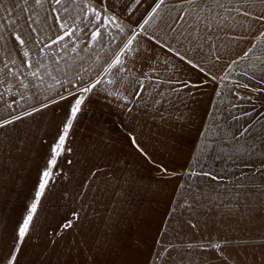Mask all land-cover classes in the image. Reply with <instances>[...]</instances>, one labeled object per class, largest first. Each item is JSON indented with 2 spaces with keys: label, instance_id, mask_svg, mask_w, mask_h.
I'll return each instance as SVG.
<instances>
[{
  "label": "crops",
  "instance_id": "1",
  "mask_svg": "<svg viewBox=\"0 0 264 264\" xmlns=\"http://www.w3.org/2000/svg\"><path fill=\"white\" fill-rule=\"evenodd\" d=\"M2 2L0 239L19 238L32 215L7 263L220 264L244 231L202 206L250 192L264 135L245 113L228 120L233 132L210 130L236 81L263 93L264 0L209 3L199 18L184 16L185 0ZM249 105L262 107L234 109Z\"/></svg>",
  "mask_w": 264,
  "mask_h": 264
},
{
  "label": "rangeland",
  "instance_id": "2",
  "mask_svg": "<svg viewBox=\"0 0 264 264\" xmlns=\"http://www.w3.org/2000/svg\"><path fill=\"white\" fill-rule=\"evenodd\" d=\"M261 68L263 70L261 82V84H263V93H258L259 90L254 91V88L251 89L253 92H251V95L248 93H241L239 90L243 88L244 83L242 81H240V83L236 81L235 88L233 89V91L237 90L236 92L221 95L219 109L214 112L216 126H211L210 130V133H215L213 134L214 139H217L218 135L222 136L233 132V127L231 125L228 126L227 122L233 117H237L240 114L242 115V113L248 114L247 117L252 115L248 118V121L251 123V132L253 134H258L260 131L261 134L264 135V61L262 62ZM245 97L247 100H245ZM249 97H251V99H249ZM252 100L257 102L260 101L262 107L259 109H250L253 105H249L248 109L245 110H238V107L234 109L237 103L245 101L252 102ZM240 105L241 104H238V106ZM259 116L262 117L260 118V123H258ZM215 144L223 145L224 148L227 143L224 141H214L212 147H214ZM252 156L253 173L251 175L250 192L247 189H236L235 196L237 198L242 196L241 199H232L230 201L231 204L228 205L202 206L205 212L210 209L215 215L217 214L219 216L221 219V227L224 226L226 229H231L232 233L239 230H241V232L244 231L235 234L245 236V238L237 237L233 239L235 242L234 247H229V254H225L226 256L222 257L220 264H264V167L259 169L255 166L257 161H259V157H256V152L253 148ZM237 170L233 171V177H237L235 174ZM237 185L239 184L237 183ZM243 194L246 198L250 194V200L246 199ZM240 202H244L245 204H239ZM224 217H227L229 220H226ZM223 220L226 221L223 222ZM19 240V238L6 239L5 241L0 239V262L4 261L5 264H8V260L14 256L12 251ZM3 243L5 244V249L1 248Z\"/></svg>",
  "mask_w": 264,
  "mask_h": 264
},
{
  "label": "snow or ice",
  "instance_id": "3",
  "mask_svg": "<svg viewBox=\"0 0 264 264\" xmlns=\"http://www.w3.org/2000/svg\"><path fill=\"white\" fill-rule=\"evenodd\" d=\"M24 2L27 3V0H24ZM46 2H47V0H35V3L38 5H41V6L43 5V3H46ZM185 2L190 5V7L187 9V11L184 12L185 17L192 16V17L199 18L200 14L207 10L209 3L212 5H215L217 7H223L224 6L223 0H185ZM228 2L232 3L233 0H228ZM55 3L56 4L65 3V0H55ZM165 3H166V0H159V2L156 5V10H159L161 8V6L164 5ZM3 11L10 12L11 9L5 8L4 3L2 2V0H0V12H3ZM237 11H239V9H237ZM245 14H247V13H245ZM93 15L94 16L99 15L95 11V9H93ZM2 27H3V24H2V22H0V29H2ZM60 27L62 29H64V24L61 23ZM71 35H72L71 32H68L67 30H65V36H61L58 39L53 40L52 43L53 44H59L61 40L66 38V36H71ZM97 35H99V33H97ZM0 39H3V37L0 36ZM14 39L18 43L19 47H21V48H24L26 46V43L28 42L27 39L20 34H14ZM36 43H40V41L37 40ZM47 46L50 47L51 45H47ZM24 55H25V57H27L28 52L25 51ZM119 63H120V61L117 60V64H119ZM28 66L31 67V64H29ZM89 90H90L89 88L84 89L85 92H88ZM81 103H82V101H80V100H78L76 102V105L73 108V113H72L73 117H75L76 113L80 110ZM6 123H11V121H8ZM3 126H4V124H0V127H3ZM70 128H71V121H69L67 123V126L65 128V135L60 138L59 144L56 146L55 149H53L54 156L49 161V164L51 166L56 165V163H57L56 157L59 156L61 151H62V146L65 143V136H67L68 129H70ZM44 177H45L44 182L40 185V192L41 193H43L45 185L48 183V179L50 178L49 172L46 171L44 173ZM35 211H36V206L33 205L32 206V212H35ZM31 220H32V215H29L27 217V219L25 220L23 226L19 229V239L21 241H23V239H24V237H25V235L29 229V222Z\"/></svg>",
  "mask_w": 264,
  "mask_h": 264
}]
</instances>
